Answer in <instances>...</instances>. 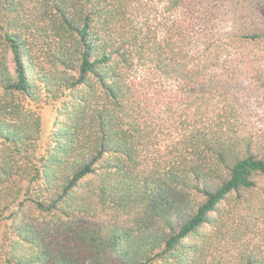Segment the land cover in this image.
I'll return each instance as SVG.
<instances>
[{
	"label": "trees",
	"instance_id": "obj_1",
	"mask_svg": "<svg viewBox=\"0 0 264 264\" xmlns=\"http://www.w3.org/2000/svg\"><path fill=\"white\" fill-rule=\"evenodd\" d=\"M244 84L264 0H0V264H264Z\"/></svg>",
	"mask_w": 264,
	"mask_h": 264
},
{
	"label": "rangeland",
	"instance_id": "obj_2",
	"mask_svg": "<svg viewBox=\"0 0 264 264\" xmlns=\"http://www.w3.org/2000/svg\"><path fill=\"white\" fill-rule=\"evenodd\" d=\"M244 87L245 84L243 85ZM237 97L242 112L255 123L260 131L264 132V91L247 89L245 87L243 91L237 93ZM59 103V100H55L39 107L42 120L41 144L47 140L49 130L56 115V107Z\"/></svg>",
	"mask_w": 264,
	"mask_h": 264
}]
</instances>
